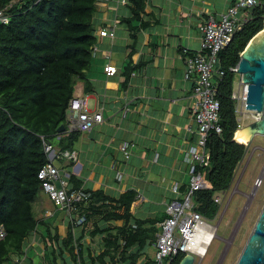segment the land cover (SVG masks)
<instances>
[{"label":"trees","instance_id":"1","mask_svg":"<svg viewBox=\"0 0 264 264\" xmlns=\"http://www.w3.org/2000/svg\"><path fill=\"white\" fill-rule=\"evenodd\" d=\"M131 1L133 15L124 20L133 28L145 0ZM9 3V20L0 22V224L6 230L0 239V264L22 256L36 233L43 242L41 257L34 260L31 254L25 264H135L141 250L132 252L131 248L135 244L143 247L150 238L155 242L159 230L158 218H139L130 211L137 198L135 189L112 197L102 189L83 187L82 181L70 174L71 188L83 187L89 192V200L79 203L77 214L85 219L78 226L94 215L104 220L124 219L122 225H96L92 236L103 235L102 249L96 254L83 241V232L72 229L69 219L67 234L61 236L53 218L38 219L34 207L42 191L38 170L47 161L41 136L60 149L71 150L80 133L58 131V127L65 124L77 80H85L84 89L91 90L85 72L97 45L96 0H0V8ZM242 10L247 18L217 53L223 70L217 84L222 132L213 131L207 140L210 166L204 169V187L195 196L197 210L205 218L217 217L220 205L213 193L229 187L245 148L234 140L238 120L231 92L236 73L230 66L238 63L248 41L263 28L264 0ZM133 70L129 61L121 87L127 85ZM183 256L177 255L172 264H178Z\"/></svg>","mask_w":264,"mask_h":264},{"label":"crops","instance_id":"2","mask_svg":"<svg viewBox=\"0 0 264 264\" xmlns=\"http://www.w3.org/2000/svg\"><path fill=\"white\" fill-rule=\"evenodd\" d=\"M233 1L145 0L140 18L132 22L134 29L124 20L133 15L131 0L96 1V30L113 23L114 28L97 38L98 50L85 72L91 90L86 91L85 80L79 79L74 94L85 98L89 109L101 110L103 121L79 133L71 148L75 159L56 157L55 164L73 173L83 187L102 189L112 197L135 189L137 198L130 211L135 217L158 218L159 223L166 216V203L175 196L173 186H179L180 191L187 187L189 173L183 148L195 140V97L192 82L184 76L181 48L198 49L201 23L209 15L218 18ZM129 61L134 70L127 85L121 87L122 72ZM108 63L116 66L113 75L104 70ZM126 142L128 156L120 148ZM34 207L38 219L53 218L58 233L67 234L65 212L43 190ZM122 224L124 219L104 220L94 215L75 230L83 232V241L96 254L103 244V235L91 234L96 225ZM29 246L28 255L33 254L35 260L34 255H40L39 247H43L39 233L34 234ZM137 249L141 254L135 264H153L154 240L150 238L143 247L135 244L131 251Z\"/></svg>","mask_w":264,"mask_h":264},{"label":"built area","instance_id":"3","mask_svg":"<svg viewBox=\"0 0 264 264\" xmlns=\"http://www.w3.org/2000/svg\"><path fill=\"white\" fill-rule=\"evenodd\" d=\"M259 2L260 0H234L226 10L220 13L218 18L209 15L201 23L198 49L191 50L188 46L181 48L185 67L184 76L192 82V93L195 97L192 107L193 119L196 124L195 140L188 147L183 148V160L188 165L189 180L184 191H180L177 185L173 186L175 196L166 203V216L158 223L159 230L154 242L153 264H172L174 258L181 253L190 252L194 256H201L193 251V246L198 243L197 240L202 230L209 231L212 224L197 210L198 203L195 201V196L196 192L204 187V169L210 166V152L206 148L207 140L213 131L218 134L222 132L217 84L223 75V70L219 64L217 53L231 41L238 25L247 18V14L242 8L256 5ZM10 5L11 3L0 8V22H8L7 9ZM113 28L114 23L107 28L95 30L96 39L106 35L107 29L113 30ZM97 50L96 45L93 55ZM237 69L238 63L230 66V70L235 73H238ZM104 70L107 74L113 75L117 69L115 65L108 63L104 66ZM246 92L247 84L243 81L242 74L239 73L238 78L234 79L231 92V98L235 101L236 113L242 112V108H246ZM246 110L248 109L246 108ZM259 116L258 113V116L255 117ZM237 120L239 127L240 119L237 118ZM102 121L101 110L89 109L85 98L73 95L66 108L65 131L67 133L73 130L89 131ZM41 138L47 156L46 163L38 170L41 189L57 208L65 212L71 222L72 229H75L85 219L84 215H78L77 211L79 203L89 200V192L83 190V187L71 188L69 182L71 173L62 171L54 162L56 157L75 159V153L54 146L45 139L44 135ZM235 141L237 140L235 139ZM128 147V142L120 146L126 156L129 152ZM223 192L221 190L213 193L216 202L220 203ZM5 235L6 230L0 224V239H3ZM29 250L30 246H26L23 255L13 256L9 264L23 263L26 257H29Z\"/></svg>","mask_w":264,"mask_h":264},{"label":"rangeland","instance_id":"4","mask_svg":"<svg viewBox=\"0 0 264 264\" xmlns=\"http://www.w3.org/2000/svg\"><path fill=\"white\" fill-rule=\"evenodd\" d=\"M238 76L239 73H236V78ZM255 116H258L256 111L242 108V112L237 113V118L240 119L238 129L255 120ZM249 143L248 149L241 160V166L239 165L240 167L237 169L229 187L221 196L217 217L213 219L203 216L215 227V236L207 248V253L202 256H195L193 264H216L218 260H221V254L225 258L219 264H235L253 229L264 204V134H255ZM244 145H246V142ZM248 181L254 185V191L246 203L247 199L244 195L251 189ZM46 196L48 197L47 194ZM245 203L246 209L240 215V209L244 207L243 204ZM34 256L41 257L39 254Z\"/></svg>","mask_w":264,"mask_h":264},{"label":"water","instance_id":"5","mask_svg":"<svg viewBox=\"0 0 264 264\" xmlns=\"http://www.w3.org/2000/svg\"><path fill=\"white\" fill-rule=\"evenodd\" d=\"M249 42L251 45H248ZM248 43L240 53L237 71L242 74V79L247 84L245 107L258 112L260 116L241 128L237 135L245 144L249 133L251 134L250 140L245 145L244 153L254 134H264V30H259ZM64 129L65 124H60L58 131ZM242 157L235 167V172ZM194 260L193 253L188 252L184 254L178 264H193ZM235 264H264V204Z\"/></svg>","mask_w":264,"mask_h":264},{"label":"bare ground","instance_id":"6","mask_svg":"<svg viewBox=\"0 0 264 264\" xmlns=\"http://www.w3.org/2000/svg\"><path fill=\"white\" fill-rule=\"evenodd\" d=\"M263 30H264V28H263ZM248 45H251V42H249ZM241 128H243V127H241ZM241 128L240 129H237L236 132H235V135H234V138L236 140H238V141H241L240 138L237 136L238 133L240 132ZM250 135L251 134L249 133L248 138L246 140V143L248 142V140H250L249 139ZM214 229H215V227L214 226H211V228H210L209 231L202 230L201 235L199 236V238L197 240L198 243L193 246V251L194 252H197L201 256L207 253L206 252L207 251V248L211 244V242L213 240V237L215 236Z\"/></svg>","mask_w":264,"mask_h":264},{"label":"flooded vegetation","instance_id":"7","mask_svg":"<svg viewBox=\"0 0 264 264\" xmlns=\"http://www.w3.org/2000/svg\"><path fill=\"white\" fill-rule=\"evenodd\" d=\"M254 135H255V134H254ZM254 135H253V136H254ZM251 139H252V138H251ZM250 142H251V141H250ZM249 144H250V143H249ZM247 147H248V146H247ZM244 149H245V148H244ZM247 149H248V148H247ZM247 149H246V151H247ZM246 151H245V152H246ZM243 153H244V152H243ZM244 154H245V153H244ZM244 154H242V155L244 156ZM241 157H242V156H241ZM242 158H243V157H242ZM240 159H241V158H240ZM240 159H239V160H240ZM241 162H242V161H241ZM241 162H240V164H239L240 166H241ZM246 165H247V163H246ZM246 165H245V166H246ZM240 166H238V168H239ZM263 167H264V166H263ZM263 167H262V168H263ZM238 168H237V169H238ZM261 170H262V169H261ZM236 171H237V170H236ZM234 172H235V169H234ZM242 172H243V170H242ZM235 174H236V172H235ZM235 174L233 173V177H234ZM241 174H242V173H241ZM260 175H261V174H260ZM240 176H241V175H240ZM233 177H232V179H233ZM231 181H232V180H231ZM248 182H249V184H250V186H251V189H250L249 192L245 193V195H244L245 199H247L246 203L248 202V200H249V198H250V195H251V194L253 193V191H254V185H253L250 181H248ZM237 184H238V183H237ZM226 190H227V189H226ZM226 190H223V191L225 192ZM224 192L221 193V196L224 194ZM245 199H244V200H245ZM229 200H230V199H229ZM227 203H228V202H227ZM246 203L243 204L244 207H243L242 209H240V212H241L240 215H242L243 212H244V210L246 209V208H245ZM226 205H227V204H226ZM259 214H260V212H259ZM240 215H239V216H240ZM258 216H259V215H258ZM257 218H258V217H257ZM256 220H257V219H256ZM255 222H256V221H255ZM254 224H255V223H254ZM253 227H254V226H253ZM249 235H250V234H249ZM224 258H225V257H224ZM224 258H223V254H221V255H220V259H221V260H220V261L218 260V263L216 262V264H219V262L223 261Z\"/></svg>","mask_w":264,"mask_h":264},{"label":"clouds","instance_id":"8","mask_svg":"<svg viewBox=\"0 0 264 264\" xmlns=\"http://www.w3.org/2000/svg\"><path fill=\"white\" fill-rule=\"evenodd\" d=\"M241 143H242V142H241ZM67 150H70V149H67ZM33 237H34V235H33ZM33 237H32V238H33ZM32 238H31V239H32ZM29 245H30V243H29L27 246H29ZM25 247H26V246H25ZM25 247H24V248H25Z\"/></svg>","mask_w":264,"mask_h":264}]
</instances>
